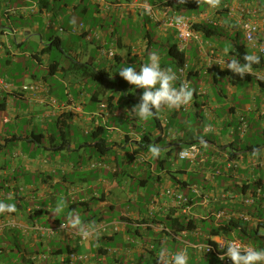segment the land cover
<instances>
[{
	"label": "crops",
	"instance_id": "obj_1",
	"mask_svg": "<svg viewBox=\"0 0 264 264\" xmlns=\"http://www.w3.org/2000/svg\"><path fill=\"white\" fill-rule=\"evenodd\" d=\"M108 1L121 10L101 11L98 0H0V202L16 209L0 213V264H170L178 252L187 254L188 264H217L195 247L238 239L264 248L257 227L264 218V67L243 81L225 75L234 44L260 56L264 0H178L169 12L166 0ZM146 5L161 18L175 12L221 37L198 32L202 50L190 41L179 51L174 31L154 22ZM240 7L257 10L255 45L246 44L240 30ZM156 49L162 68L177 77L185 70L192 97L141 120L131 108L143 89L114 69L131 58L139 69ZM20 61L24 71L17 74ZM74 63L103 76L91 80ZM28 65L40 68V76ZM33 84L37 92L22 91ZM174 86H181L178 78ZM97 129L104 153L91 144L100 139L92 137ZM189 145L198 147L194 160L177 159ZM57 189L67 222L48 218ZM119 194L128 206L104 222ZM178 196L188 199L186 214ZM249 196L254 203L246 205ZM219 211L224 218H215ZM230 223L242 224L244 234L228 231Z\"/></svg>",
	"mask_w": 264,
	"mask_h": 264
},
{
	"label": "clouds",
	"instance_id": "obj_2",
	"mask_svg": "<svg viewBox=\"0 0 264 264\" xmlns=\"http://www.w3.org/2000/svg\"><path fill=\"white\" fill-rule=\"evenodd\" d=\"M175 24L180 25L184 21L183 16L173 18ZM244 63L236 59L227 61V68L236 74L243 76L252 69L254 64L260 63V56L256 54H246ZM119 76L134 88L143 89L139 103L131 108V114L138 119L147 120L156 115V110L163 107L175 108L190 101L192 91L187 86L175 87L177 74L172 69L161 67L158 55L152 53L148 57V62L139 69L136 66H124L118 71ZM151 151L156 154L160 151L155 145L151 146ZM14 204L0 202V213L15 212ZM61 209L57 208L59 212ZM90 234V233H86ZM230 258L232 264H264V248H254L249 245H241L238 242L226 247V251L219 258L224 260ZM170 264H188V256L184 252H178L171 256Z\"/></svg>",
	"mask_w": 264,
	"mask_h": 264
},
{
	"label": "built area",
	"instance_id": "obj_3",
	"mask_svg": "<svg viewBox=\"0 0 264 264\" xmlns=\"http://www.w3.org/2000/svg\"><path fill=\"white\" fill-rule=\"evenodd\" d=\"M98 2L101 5V11H109L111 9H115L116 11L121 10L120 5H115L113 3H109L108 0H98ZM178 0H166L167 3H171L172 5L176 4ZM145 10L147 11L149 17L154 21L159 24L165 25L166 27H169L172 29L175 33L176 40H177V48L179 51H182L187 43L190 41H194L196 44H198L199 47L203 46V40L201 36L192 28V22L189 18L184 17V21L182 24L177 25L174 23L173 18L179 14L172 12L171 14H167L164 17L161 18V14L159 13V10L149 7V6H144ZM240 30L243 34L244 40L246 44L248 45H255V36L259 32V26L257 23H255L252 20L253 16L257 15V10L253 8H246V7H240ZM160 14V15H159ZM181 16V15H179ZM259 54L262 58H264V44H262L259 47ZM112 56V53H110V57ZM178 79L181 85L187 86V77L184 69H179L178 71ZM39 90V87L35 84L30 85V86H24L22 87L23 92H37ZM50 103L55 105V100L50 99ZM102 111L106 112V106L102 107ZM198 152V147L196 145H189L184 148H182L177 155V158L179 160H188L192 161L196 157V154ZM170 193H168L169 195ZM178 199H180V203L184 206L182 212L183 214H186L189 208V203L188 199L182 196H178ZM253 198L251 196L247 197L244 199V204L246 205H251L253 204ZM225 214L223 211H219L215 214L216 219H221L224 218ZM257 227L259 229H262L264 231V218L262 220H259L257 223ZM238 242L241 245L243 244L242 241L238 239H229L226 240L223 244L217 245L216 250L214 247H212L210 244L208 245H198L195 247V250L197 253L205 254V255H210V254H215L217 257L218 261L222 264H232V261L230 258L225 257L224 260H220V256L224 254V250L226 251V247H228L232 243Z\"/></svg>",
	"mask_w": 264,
	"mask_h": 264
},
{
	"label": "trees",
	"instance_id": "obj_4",
	"mask_svg": "<svg viewBox=\"0 0 264 264\" xmlns=\"http://www.w3.org/2000/svg\"><path fill=\"white\" fill-rule=\"evenodd\" d=\"M173 7V5L171 3H167L166 4V8H165V12H169V10H171V8ZM192 28L198 33H201L202 36L205 39H216V38H220L221 37V33L218 32L215 29L209 28L207 26L204 25H192ZM51 46L55 45L58 49L60 48L59 46V41L57 39H51L50 40ZM173 50V47L170 48V51ZM246 51L244 49V47L240 44H234L232 50L230 51V55L238 60L240 63H244V56L246 55ZM174 58L176 60H178V62H182L183 59V54H178L175 55ZM74 65V69L81 71L85 76L90 77L91 80H95L96 78H102V74L101 72H93V70L85 64H73ZM264 67V58L260 57V63L258 64H254L252 66L251 70H258V69H262ZM225 75H228V77H230L231 79L235 80V81H243V80H247L249 78L248 75H239L236 73H232V72H228L225 73ZM110 106L108 105V110H109ZM65 123H60V121H57V128L59 129L60 132H63ZM103 135V131L102 129H97L92 133V137L93 139L95 138H100ZM95 149L99 152V153H104L105 151H107L108 149L105 147L104 142L102 141V139L100 138L97 141H94L91 143ZM181 228H183V226H181ZM226 228L228 231L231 232H238L240 235L244 234L245 232V228L242 226V224L239 223H230L229 225H226ZM218 232V231H216ZM212 247H214V249L216 248L217 245L213 244V243H209ZM216 250V249H215ZM225 252V250H224ZM214 255L215 254H211ZM216 257V256H215Z\"/></svg>",
	"mask_w": 264,
	"mask_h": 264
},
{
	"label": "rangeland",
	"instance_id": "obj_5",
	"mask_svg": "<svg viewBox=\"0 0 264 264\" xmlns=\"http://www.w3.org/2000/svg\"><path fill=\"white\" fill-rule=\"evenodd\" d=\"M223 0H220L219 2H222ZM197 2H199V4H206V2H207V0H197ZM200 7H202V5L200 6ZM239 41H241V39H239ZM64 48H66V47H64ZM156 48H158V47H156ZM116 49V48H115ZM117 50V49H116ZM117 52H118V50H117ZM153 53H156L157 55H158V57H160L161 56V51L159 50V49H156ZM52 55H53V57L54 58H56V59H60L61 58V53L60 52H58V51H56V50H54V51H52ZM126 65H128V66H136V68H137V66H140L139 65V63H137L136 62V60L134 59V58H131L130 59V61H123V63H121V64H119V65H117L116 67H115V69H114V72L116 73V74H119L117 71L121 68V67H124V66H126ZM27 70L28 71H30V72H33L35 75H37L38 77L40 76V74H41V72H39V71H41L40 70V68H38V67H36V66H33V65H28L27 67ZM15 72H17V74L18 73H22L23 71H24V63L22 62V61H20L19 63H18V65H16L15 66ZM121 79H123V78H121ZM124 80V79H123ZM138 89V88H137ZM142 93H143V90H142ZM150 121H152L153 119H149ZM49 131H53V132H55L56 131V129L54 128V126H51L50 128H49ZM57 136V135H56ZM178 159V158H177ZM74 175V174H73ZM89 175H90V177H89ZM92 174L89 172V174L88 175H86V176H88L90 179L92 178V176H91ZM76 177V179L77 178H80V175L78 174V175H76L75 176ZM75 177H70V179L72 178V179H75ZM75 182H77V181H75ZM59 193V190L57 189V190H55V200H54V202L52 203V206H53V209L51 210V212H50V215L48 216V218H49V220L52 222L53 220H56V219H58L60 222H67L69 219L68 218H65L64 219V217H62V215H63V212H61V211H57V207H62L63 206V204H64V202L62 201V200H60L59 199V197H57V194ZM120 195V198L118 197H115V198H111L110 200H111V202L112 203H114V211L112 212V211H108L107 210V213H105L104 214V222H109L110 220H112L111 219V215L112 214H114V215H119L120 214V212L121 211H124L125 209H126V207L128 206V204L127 203H120V200L122 199V198H124V196L123 195H121V194H119ZM142 200V199H141ZM140 200V201H141ZM6 203V202H5ZM6 204H9V203H6ZM12 204V203H11ZM38 203L36 202L35 204H34V206H36ZM48 204V201L46 200V201H43V203H42V205L44 206V205H47ZM51 204V203H50ZM23 206V213L25 212V210H26V208L27 207H30V206H32L31 204H23L22 205ZM25 214V213H24ZM26 216V215H25ZM91 217H93V219H96V218H98V217H100L101 215L100 214H95L94 216H93V214L92 215H90ZM38 220H39V218H38ZM45 220H46V216H43L42 217V219H40L39 221L41 222V223H44L45 222ZM20 247H22V245H21V243H20ZM24 248H27V245H24ZM16 256H18L17 254H15V257ZM209 259H214L212 256H210L209 257ZM4 260H6L5 259V257H4ZM22 260H20L19 261V263L21 262ZM139 262H136V264H138ZM146 262H141L140 264H145ZM217 264H220V263H217Z\"/></svg>",
	"mask_w": 264,
	"mask_h": 264
}]
</instances>
